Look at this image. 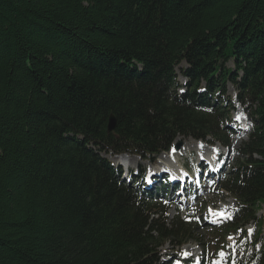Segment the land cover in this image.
<instances>
[{
  "label": "trees",
  "instance_id": "1",
  "mask_svg": "<svg viewBox=\"0 0 264 264\" xmlns=\"http://www.w3.org/2000/svg\"><path fill=\"white\" fill-rule=\"evenodd\" d=\"M228 82L253 129L214 192L236 209L203 238L196 212L169 220L99 154L230 145ZM263 205L264 0H0V264H162L190 241L210 259L226 234L264 229ZM235 239L228 259L264 264L259 232Z\"/></svg>",
  "mask_w": 264,
  "mask_h": 264
},
{
  "label": "rangeland",
  "instance_id": "2",
  "mask_svg": "<svg viewBox=\"0 0 264 264\" xmlns=\"http://www.w3.org/2000/svg\"><path fill=\"white\" fill-rule=\"evenodd\" d=\"M187 66V64L180 63L176 66L175 70H176V76H177V84H176V89H177V93H182L183 90H185L184 88V84L187 83L186 81V77L182 76L181 74V70L184 69ZM227 67L229 68H233V63L229 62L227 63ZM202 87H204V84H201ZM217 99H219V102L217 104H221V105H227L228 108H230L231 112H230V116L233 119L232 125L235 124V122L238 120V115L239 112L242 111L243 112V108L239 105H237V95H236V89L235 87L228 82L226 84V92L224 93V97L221 99V103H220V98L218 97ZM227 100V101H225ZM229 103V104H228ZM240 123H238L237 127H239ZM226 128V127H224ZM232 128H234V125L232 126ZM227 129V128H226ZM242 130H236L233 131V133H231V141H230V156L227 159V163H226V172L228 171V169H230L232 167V165L235 162V159H238V154H237V148L238 146L243 143V141L247 140L248 136H249V132L250 129H247L245 131ZM178 139H180V142H182V147L179 149L180 154L176 155L177 158L179 160V162H181L182 160L184 161V163L186 164V168L187 170H191L192 166L195 165L197 162L202 161L203 159H205L207 156H209L211 154V152L213 151V149L216 150V152H218V154L221 156H224V153L220 150L219 147H216V142L213 141V138L208 137L207 140H196V139H192V138H182L179 137L176 140L178 141ZM191 139V140H190ZM196 140V141H195ZM242 145V144H241ZM182 149V150H181ZM181 150V151H180ZM201 150V151H200ZM171 151H168L167 153H170ZM224 152H227V149H224ZM102 156H104V158H106L105 154H102ZM113 156V155H112ZM113 159L112 157H108L107 159ZM130 159H132L133 162H129V163H133V164H138L141 166V168L144 169H149L152 165H157L158 161H165V159L163 158V154L159 155L156 159H154L153 161H151L150 159L148 160V158H139L135 155L130 156ZM133 168L135 165H132ZM202 168H206L204 166H202ZM209 175H200L199 177V182L200 184L203 186L205 183H207L209 181ZM128 187V186H126ZM129 188V187H128ZM190 189V186H189ZM207 188L205 189V191H201L199 193V196L196 199V204L198 202L197 207L201 204V203H206L205 205V211L202 212L200 214L201 216V221L203 222V215L207 216L208 213L211 215L213 213H215V211L219 210V211H223V214L225 215L226 213L229 212V210L231 211L234 207H233V203L234 200L233 198L227 194H214L212 188L208 191H206ZM167 199H169V196H167ZM166 199V200H167ZM189 204L186 207H183L182 205L179 207L180 209H177L176 205L177 204V200L174 199L172 201H170V203L172 204H168L167 206V214H168V218L169 220L173 219L174 216L177 214V212L180 213H185L188 208L191 206L192 202H193V198L189 199ZM180 210V211H179ZM193 212V210H192ZM263 213V211H262ZM258 214H260V212H258ZM203 223L201 224L200 227L203 228ZM200 228L201 231V235L203 236V238L205 237L204 235V231L203 229ZM196 247V245H192V243H189L183 247H181V250L185 249L186 252H191V248ZM190 248V249H189ZM212 248H208V250L210 251ZM181 250H177L176 247H174V245L172 244H165L162 249L160 250V254L159 256L161 257L160 262L161 263H169L172 259V257H175V261L170 263V264H179L176 263V261H180L182 259V255L180 253V256L177 254V252L181 251ZM218 253H220V251H218Z\"/></svg>",
  "mask_w": 264,
  "mask_h": 264
},
{
  "label": "water",
  "instance_id": "3",
  "mask_svg": "<svg viewBox=\"0 0 264 264\" xmlns=\"http://www.w3.org/2000/svg\"><path fill=\"white\" fill-rule=\"evenodd\" d=\"M115 118L110 115L109 118H108V123H107V131L108 132H111L114 128H115ZM182 146V142H180V139L175 140L174 143H173V148L175 151L179 150Z\"/></svg>",
  "mask_w": 264,
  "mask_h": 264
},
{
  "label": "bare ground",
  "instance_id": "4",
  "mask_svg": "<svg viewBox=\"0 0 264 264\" xmlns=\"http://www.w3.org/2000/svg\"><path fill=\"white\" fill-rule=\"evenodd\" d=\"M228 62V61H227ZM229 63V62H228ZM229 104V103H228ZM191 140V139H190ZM196 141V140H195ZM217 143V142H216ZM182 147V146H181ZM215 148H217V147H215ZM171 150V149H170ZM169 150V151H170ZM182 150V149H181ZM180 150V151H181ZM201 151V150H200ZM104 154V153H103ZM125 154V153H124ZM178 154H180V152H179V150H177V151H175V150H173L172 152H170V155L172 156V160L173 159H176L177 158V156L176 155H178ZM163 158L165 159V161L169 158V156H166V155H163ZM212 158V157H211ZM213 159V158H212ZM124 160V159H123ZM149 160V159H148ZM115 162H118V160L117 161H115ZM208 173H210L209 171H208ZM204 175V174H203ZM151 194H154V193H151ZM262 233L264 234V229H262ZM198 264H199V262H197Z\"/></svg>",
  "mask_w": 264,
  "mask_h": 264
}]
</instances>
